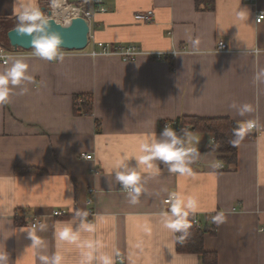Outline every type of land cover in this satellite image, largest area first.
<instances>
[{"label":"crops","instance_id":"crops-1","mask_svg":"<svg viewBox=\"0 0 264 264\" xmlns=\"http://www.w3.org/2000/svg\"><path fill=\"white\" fill-rule=\"evenodd\" d=\"M49 1L0 0L3 34ZM102 5L95 41L144 54L0 65V264H200L177 250L178 214L217 222L204 248L218 264H264V52H253L264 49V19L256 21L264 0ZM148 10L154 21L135 18ZM221 40L231 51H215ZM183 49L194 52L173 54ZM81 95L93 97L92 114L76 112ZM182 116L257 128L239 142L237 162L210 149L212 134L185 133L179 173L174 127L163 123Z\"/></svg>","mask_w":264,"mask_h":264},{"label":"built area","instance_id":"built-area-1","mask_svg":"<svg viewBox=\"0 0 264 264\" xmlns=\"http://www.w3.org/2000/svg\"><path fill=\"white\" fill-rule=\"evenodd\" d=\"M249 2H253L254 0H247ZM106 8L102 5V0H83L80 3H72L70 0H50L47 4V6L41 11H36L30 15H27L24 17L25 24L28 25H38V23L45 18H53L56 21L60 23H65L72 18L75 17H83L90 21L92 25L93 17L96 12H105ZM135 18L137 20L143 21V22H152L154 21V11L148 10V11H139L135 14ZM264 19V10H261L258 12L256 16V21L261 22ZM90 42L86 49L83 50H68V49H62V48H53V49H42L40 51L35 52L36 49L31 50H14V49H7L5 47L0 48V65H7L9 63V60L13 57H21V56H45L52 59L64 56V55H88L91 57H98V56H118L124 60H131L136 57H138L141 54H144L145 52L140 49V47H137L135 45H116L111 46L109 43H105L103 41H95L94 34L92 33V30L89 34ZM93 48L89 49L90 46ZM216 52H229L231 51L229 45L227 42L221 40L218 42L217 47L215 48ZM181 52H194L192 50H174L173 54H178ZM253 52L259 53L264 52V49H254ZM150 54L154 58H164L166 57V53L161 51H152V52H146ZM86 103L85 99L83 97H78L76 99V104L79 106H82ZM163 126L167 129L171 126L174 127V135H175V141H176V147L178 151L177 155V171L179 173L184 172L186 170L185 165V155H183V152L185 151V134L181 131H179V128H177L176 121L175 122H164ZM254 128H257L256 123H251L248 127L249 130H253ZM214 138L212 137V141ZM86 159H93V155L91 154H85L84 155ZM220 169L225 168V164H219ZM126 191H133L132 187H126ZM176 198V194H171L168 198L165 199L166 203L172 202ZM64 214H67L65 210H56L54 211V215L56 216H62ZM186 215V214H184ZM193 215V221L198 226L201 225V222L199 220V217L197 214ZM37 225V224H36ZM34 225V226H36Z\"/></svg>","mask_w":264,"mask_h":264},{"label":"trees","instance_id":"trees-1","mask_svg":"<svg viewBox=\"0 0 264 264\" xmlns=\"http://www.w3.org/2000/svg\"><path fill=\"white\" fill-rule=\"evenodd\" d=\"M212 3L213 0H196L198 9H202L205 3ZM3 39V41L1 40ZM1 42L10 46L7 33L5 40ZM86 103L82 106L75 105L76 112L85 115L93 112V97L91 95H81ZM76 97V99L78 98ZM177 128L184 134L189 131H197L212 134L214 140L210 149L222 155L221 159L225 162H237L238 144L241 140L250 138L254 134L247 128L242 127L229 117H201V116H182L176 120ZM24 171H29L26 169ZM32 171V170H31ZM216 221L213 219L211 225L202 224L198 226L193 221V215H179L177 218L178 243L177 250L180 253H197L200 264H218V253L208 251L204 248L206 234H216Z\"/></svg>","mask_w":264,"mask_h":264},{"label":"water","instance_id":"water-1","mask_svg":"<svg viewBox=\"0 0 264 264\" xmlns=\"http://www.w3.org/2000/svg\"><path fill=\"white\" fill-rule=\"evenodd\" d=\"M91 23L83 17H75L60 23L53 18L42 19L38 25H18L8 31V39L14 50L36 48L83 50L89 45Z\"/></svg>","mask_w":264,"mask_h":264},{"label":"rangeland","instance_id":"rangeland-1","mask_svg":"<svg viewBox=\"0 0 264 264\" xmlns=\"http://www.w3.org/2000/svg\"><path fill=\"white\" fill-rule=\"evenodd\" d=\"M0 37L5 39V33L3 34L2 26H0Z\"/></svg>","mask_w":264,"mask_h":264}]
</instances>
